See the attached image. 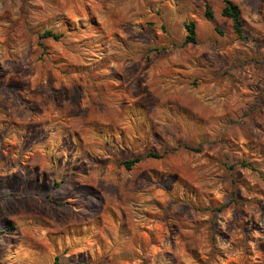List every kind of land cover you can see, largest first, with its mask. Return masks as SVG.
<instances>
[{"label":"rangeland","instance_id":"1","mask_svg":"<svg viewBox=\"0 0 264 264\" xmlns=\"http://www.w3.org/2000/svg\"><path fill=\"white\" fill-rule=\"evenodd\" d=\"M232 1L245 38L222 0H0V264H264V3Z\"/></svg>","mask_w":264,"mask_h":264},{"label":"trees","instance_id":"2","mask_svg":"<svg viewBox=\"0 0 264 264\" xmlns=\"http://www.w3.org/2000/svg\"><path fill=\"white\" fill-rule=\"evenodd\" d=\"M264 3V0H262ZM223 2V8H222V16L229 19L232 22L233 29L237 36L239 38H245V32L243 28V21H242V11L238 4H236L232 0H222ZM205 17L208 20H212L214 18V13L210 5H206L205 10ZM186 29V38L183 42V45H190V44H196L198 41V34H197V24L194 21H188L185 24ZM42 38H53L55 40H58L60 38L59 34L54 33L51 30L46 31ZM187 149H190L189 147H186ZM148 157L152 158H161L160 155H157L155 153H150L147 155ZM142 159H133L129 161H125L124 165L128 170H131L136 164L140 163ZM244 166H250L246 163H243ZM59 264V258L56 257L55 263Z\"/></svg>","mask_w":264,"mask_h":264}]
</instances>
